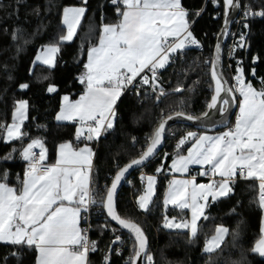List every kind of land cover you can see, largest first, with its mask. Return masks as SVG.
I'll list each match as a JSON object with an SVG mask.
<instances>
[{
	"label": "trees",
	"instance_id": "trees-1",
	"mask_svg": "<svg viewBox=\"0 0 264 264\" xmlns=\"http://www.w3.org/2000/svg\"><path fill=\"white\" fill-rule=\"evenodd\" d=\"M242 10L264 11V0H241ZM187 10L192 37L200 48L185 47L175 52V61L160 68L158 79L171 92L155 101L141 92H125L114 111L113 127L98 141L92 167L91 186L96 206L104 209L108 187L120 167L140 156L160 122L176 112L202 115L213 93L211 62L216 38L224 16L223 0H181ZM84 5L85 14L70 41L65 35L63 11L66 6ZM122 4L112 0H0V125L7 126L20 100L27 101V119L22 123L18 139L5 140L0 128V179L19 190L24 180L25 164L22 151L33 141H39L47 153V162L56 159L60 143L74 141L79 123L58 121L56 115L63 96L77 99L86 89L81 77L91 48L98 44L104 25L116 24ZM201 10V13L198 11ZM243 37V39H242ZM242 42L243 47L237 48ZM48 44L58 47L55 64L35 63L37 52ZM233 44L232 46H230ZM237 48V49H236ZM206 60H208L206 62ZM243 69L246 82L256 89L264 88V16L248 15L234 23L224 48L225 76L235 89L237 67ZM27 85V87H22ZM55 90L49 92V87ZM239 100V99H238ZM233 117L231 124L234 122ZM192 127L182 124L167 130L164 149L144 169L158 173L155 195L147 209L141 210L137 198L142 185L126 183L117 200L118 212L124 219L136 221L149 239L146 262L154 264H264V257L253 251L263 236V207L259 203V181L236 179L227 196L210 198L200 220L195 237L189 229L164 226L166 219L188 223V209L165 204L170 162L184 152L192 140L178 146L179 140ZM201 131L196 130V133ZM135 170L132 174H136ZM131 174V175H132ZM102 189V191H100ZM95 221L92 238L97 249L90 254L88 264H120L113 251V236L107 226H113L106 214ZM219 226L228 232L218 248L205 251L207 240ZM132 253L136 243L131 238ZM151 259H148V258ZM37 249L27 245L0 242V264H35Z\"/></svg>",
	"mask_w": 264,
	"mask_h": 264
},
{
	"label": "snow or ice",
	"instance_id": "snow-or-ice-1",
	"mask_svg": "<svg viewBox=\"0 0 264 264\" xmlns=\"http://www.w3.org/2000/svg\"><path fill=\"white\" fill-rule=\"evenodd\" d=\"M112 3L122 4L124 10L118 9L121 17L118 24L104 25L99 46L91 48L88 53V63L85 65L87 71L80 78L81 83H86V92L75 102H68L69 97L65 96V106L57 116L58 120L78 118L81 124L92 121L94 126L88 127V140L93 139V133L98 137L101 129L113 127L108 114L113 113V105L121 95V90L132 85L144 69L148 68L155 79L156 70L165 66L171 53L183 48L185 40L196 43L191 38L192 33L188 31V13L182 7L181 0H112ZM224 3L226 6H236L234 0H224ZM84 12L82 7L64 9V23L68 31L59 38L61 41L73 38ZM249 14L264 16V11L254 13L249 9L246 15ZM58 50V47L51 46L47 52L54 53ZM44 62L51 63V59L45 57ZM211 66L216 95L212 97L210 107L217 103L221 90L239 91L243 99L234 129L215 137L188 133V137H193L194 142L188 148L186 156H179L173 161L172 167L176 171L187 172L190 164L208 165L209 172H201V175L218 174L225 178L216 184L215 192L212 183L196 185L193 180L171 182L165 204L191 208L192 217L190 224L169 221L165 227L188 228L193 237L198 231L197 218L203 214L202 206L197 203L198 196L206 200L208 195H227L231 191L228 180L236 175L238 167L242 176L246 175V178H255L260 182L259 203L264 207V88L257 90L250 82L246 83L242 68L237 69L236 89L227 88L223 76L218 75L216 63L211 62ZM141 81L147 84L149 77L145 75L141 77ZM261 83L264 84V80ZM22 87L26 88L27 85ZM54 90V87L48 88L49 92ZM223 103L228 104V100H223ZM18 104L13 124L0 125V128L5 129L8 139L20 137L17 121L22 123L27 101H19ZM188 119L192 117L189 116ZM106 120H109L107 124ZM163 131L164 124L161 123L140 159L133 160L118 172L106 195L109 215L135 233L138 250L134 258L145 252L146 238L137 224L115 214L113 193L128 168L143 163L153 154L161 142ZM80 135L81 131L78 129L77 138ZM184 143L185 140L180 141L181 145ZM36 146L42 149L38 156L31 151ZM22 155L25 160L31 161L22 187L17 190L8 186L6 173L0 179V241L35 247L39 253L37 264H86L89 247L78 224L81 206L86 210V197H89V176L84 166L87 165L90 171L91 149L85 147L75 150L70 143L61 144L56 162L43 165L42 162L46 159L43 145L39 141H33L23 150ZM153 181L154 177H148V189L140 197L142 208L146 209L150 202ZM189 185L192 186L191 193L188 192ZM88 202L96 201L89 197ZM227 232L225 228H217L216 235L208 241L205 251L210 253L218 248ZM253 251L264 256V236Z\"/></svg>",
	"mask_w": 264,
	"mask_h": 264
},
{
	"label": "water",
	"instance_id": "water-1",
	"mask_svg": "<svg viewBox=\"0 0 264 264\" xmlns=\"http://www.w3.org/2000/svg\"><path fill=\"white\" fill-rule=\"evenodd\" d=\"M234 2L236 4V6L231 7V6H226L224 3V0H223V3H224L223 22H222L221 29L218 33V36L216 38V42H215V46H214V50H213V56H212V62H215L217 67H218V75L223 76V79L227 82L226 83L227 88H232V86L225 76L224 48H225V45L227 44L229 36L231 34L232 26H233L234 22L236 21V19L240 16V13L242 10L241 0H234ZM217 46H219V53H217ZM212 70L213 69L211 66V72L210 73H211V78L213 81V93H212V96H211V99L209 101V104H208L206 111L202 115H199V116L187 114L185 112H176V113H173V114L165 117L157 127V128H159L161 123L164 124V131L162 133L161 142L159 145H157L153 154L150 157H148L147 159H145L143 163H141L139 165H133L132 167L128 168L127 171L125 172L124 176L121 177V180L117 183V187L113 193V210H114L115 214L118 215L121 219H124V218L121 217L119 212H118L117 200H118V197H119V194H120L122 187L125 185L126 181L128 180V178L131 176V174L135 170H137L141 167H144L146 164H148L151 160H153L164 149V147L166 145L167 130L171 126L176 125V124H182L185 126H190L193 129L198 130V131H211V132L218 131V130H221V129H224V128H227L230 126L233 117L236 115L238 105H239L237 94H236V91L227 92V91L221 90L219 96L217 97V103L215 104V106L210 107V105L212 104V97L214 95H216V93H215V80L213 79V76H212ZM223 100H228V104H224ZM177 113H181L182 115H177ZM189 116L192 117V119H188ZM169 117H171V119H169ZM156 129H155V131H156ZM155 131H154V133H155ZM154 133H153V135H154ZM153 135H152V137H153ZM150 143H151V139H150L147 147L150 145ZM147 147L145 148V150L143 152L146 151ZM140 157H141V155L138 156L137 158L133 159V160L140 159ZM132 161H130V162L126 163L125 165H123L122 167H120L118 169V171L116 172L115 176L118 174V172L120 170L126 168L129 164H131ZM115 176H114V178H115ZM114 178L111 181L110 186L108 187V190L111 189V185L115 182ZM108 190H107V192H108ZM106 195H107V193H106ZM104 210H105L107 218L110 220V222L112 224L119 227L121 230H123L125 233H127L128 235H130L133 238V240L136 243V251H137L138 250V242L136 241L135 233L132 230L122 226L117 220L113 219L112 216L109 215L108 209L106 206V197L104 200ZM124 220L137 224L140 227V229L143 231L144 237L146 238V249H145V252L140 253L138 258H133V264H145L146 256H147L148 248H149V239H148L146 233L144 232L143 228L140 226L139 223H137L136 221L128 220V219H124ZM134 256H135V254H134Z\"/></svg>",
	"mask_w": 264,
	"mask_h": 264
},
{
	"label": "built area",
	"instance_id": "built-area-1",
	"mask_svg": "<svg viewBox=\"0 0 264 264\" xmlns=\"http://www.w3.org/2000/svg\"><path fill=\"white\" fill-rule=\"evenodd\" d=\"M261 12L260 9L256 10V13ZM198 13H201V10L198 11ZM247 11L246 10H241L240 16L236 19V21L234 23H237L238 21L244 20L246 18H248V15H246ZM258 17H261V15H257ZM192 24L189 25L188 27V31H190ZM181 39L183 38L182 36L180 37ZM193 38V37H191ZM189 38V39H191ZM171 39V38H170ZM195 39V38H194ZM196 43H189L188 40L186 41V47L189 48H200L201 47V43L200 41H198L197 39H195ZM233 44H231L230 46H232ZM175 52L171 53L169 55V59L168 61H175L176 57H175ZM208 60H206L207 62ZM159 70L160 68H158L156 70V74H155V79H153L152 77V73L149 71L148 68L144 69L143 72L140 73L139 76L136 77V79L133 81L132 85H129L127 87L124 88V93L125 92H130V93H134V92H141L144 93L145 95H147L149 98L155 100V101H160L162 100L164 97H166L167 95H169V93L176 92L179 90H182V87H179L177 89L174 90H170L168 88H166L163 83L158 79L159 77ZM144 74H149L150 78L149 79V83L144 84L141 81V77H143ZM111 118V114L109 115V120ZM109 120L105 121V124H107L109 122ZM84 127L86 128V132L85 134H83L79 139L76 137V141L78 143L80 142H92L93 147H94V151L97 147L98 141L100 140V138L103 136V134L107 131V129L109 128H103L100 132V135L98 137H96L95 133H93V139L88 140L86 137L89 134L88 133V127L90 125H93L92 121H88L85 124H83ZM94 126V125H93ZM33 153L38 154L42 151L41 147H34L31 150ZM31 163V161L27 160L26 164H25V172L24 174H26L29 171V164ZM43 165H51L50 163L43 161L42 162ZM206 172H209V170H207ZM150 173H148L144 167H141L138 169L136 174H132L130 176V178L132 177L133 182H138L141 185L144 183L145 178L149 175ZM207 178L210 179H214L215 181H217L219 178H214L212 177L211 174H207L206 175ZM236 179H243V180H249V178H246L245 176H242L240 173V169L238 170ZM92 180V179H91ZM126 183L129 184V179L126 181ZM125 183V184H126ZM89 197L92 199H95L96 201V195L92 189L91 186V181H90V186H89ZM100 191H102V189H100ZM89 197H86V210H84V206H83V212H82V216H81V222L79 225V229L81 230V234L86 236L87 238V243H88V247H89V251L87 254V259L89 260L90 258V254L93 253L94 251H96L97 249V243L93 240L92 238V232L95 229V221L97 219L103 220L104 219V215L105 210L103 208H100L98 206H96V202L95 203H91L88 202L89 201ZM107 229L110 231V233L113 236V242H112V247H113V251L114 254L118 257H120V264H133V258H134V254L132 253V248H131V236L128 235L127 233H125L123 230H121L119 227L113 225V226H107ZM117 237H119V239H117ZM93 244L95 245V250H93ZM78 247V246H75ZM132 258V259H130ZM111 257L108 256L105 261L104 264H110L111 263ZM147 264H154V262L152 260L148 261Z\"/></svg>",
	"mask_w": 264,
	"mask_h": 264
},
{
	"label": "crops",
	"instance_id": "crops-1",
	"mask_svg": "<svg viewBox=\"0 0 264 264\" xmlns=\"http://www.w3.org/2000/svg\"><path fill=\"white\" fill-rule=\"evenodd\" d=\"M84 8L85 9V11H86V7L84 6V5H70V6H66L65 8ZM185 9V8H184ZM123 10H124V8H123ZM122 10V11H123ZM186 10V9H185ZM187 11V10H186ZM84 14H85V12L83 13V15H82V17L80 18V22H79V24H78V26H76V28H75V33H74V35H73V37L75 36V34H76V32H77V30H78V28H79V26H80V24H81V21H82V19H83V16H84ZM120 19H121V17H120ZM120 19H119V21L116 23V24H118L119 22H120ZM187 20H188V17H187ZM63 23H64V11H63ZM64 25H65V28H66V31H65V35L67 34V31H68V28H67V25L64 23ZM109 25V24H108ZM104 27V26H103ZM188 27H189V21H188ZM103 30V29H102ZM102 34H103V32H102ZM102 36V35H101ZM101 38V37H100ZM73 39V38H72ZM71 39V40H72ZM68 41H70V40H68ZM100 41V40H99ZM51 46H56L57 47V45L56 44H48V45H45L44 47H42L38 52H37V54H36V56H35V63H39V64H44V65H47V66H53L54 64H55V59H56V55H57V51L56 52H54V53H48L47 52V49H49ZM99 46V42H98V44L97 45H95L94 47H98ZM186 47V43H184V46H183V48H185ZM182 48V49H183ZM182 49H178L177 51H179V50H182ZM37 57H40V59H37ZM45 57H49L50 59H51V63H45L44 62V60H45ZM87 63H88V59H87ZM86 63V64H87ZM168 63V61L165 63V66H166V64ZM238 69V68H237ZM86 71H87V69H86ZM86 73V72H85ZM85 73H84V75H85ZM83 75V76H84ZM145 75H147L148 77H149V79H151L150 78V75L149 74H144L143 76H145ZM238 75V72H236V75L235 76H237ZM234 76V77H235ZM244 77V76H243ZM246 82V81H245ZM247 83V82H246ZM237 84V82L235 81V84H234V86ZM85 85H86V83H85ZM253 86V85H252ZM87 87V86H86ZM254 87V86H253ZM255 88V87H254ZM256 89V88H255ZM258 90V89H257ZM85 92H86V89H85ZM85 92L82 94V95H84L85 94ZM237 93V92H236ZM124 94V88L121 90V95L119 96V98L117 99V101H116V103L113 105V112H114V110H115V107H116V105H117V103H118V101L120 100V98H121V96ZM81 95V96H82ZM240 94L238 93L237 94V96H238V99H239V105H238V112H239V107H240V104H241V101H242V96L240 95ZM65 96H67V95H65ZM65 96H63V98L65 97ZM81 96H79L77 99H71V98H69V101L68 102H75V101H78L79 99H80V97ZM68 97V96H67ZM19 102V101H18ZM65 101H64V99H63V103H62V105H61V108H60V110L58 111V113H57V115H56V118H57V116L60 114V112H61V110H62V108L65 106ZM17 108L18 107H16L15 108V110H14V112H13V116L16 114V110H17ZM110 114H108V116H109ZM27 119V107H26V109H25V117H24V119H23V121H22V123L25 121ZM58 120V119H57ZM58 121H62V122H68V121H76V122H78L79 123V130L81 131V133H85L87 130H86V128L84 127V125L83 124H81L80 122H79V119L77 118L76 120H58ZM110 121H112V117L110 118ZM236 122H237V118H236V115H235V120H234V122L232 123V124H230V126L229 127H227V128H224V129H221V130H218V131H213V132H211V131H201L200 133H196L195 131H188L186 134H185V136L184 137H182L180 140H179V142H178V146H181V144H180V141L181 140H185V142L186 141H188V140H192L191 142H190V144H189V146H188V148H190L191 147V145H192V143L194 142V138L193 137H188V133H196L197 134V136H213V137H215V136H219V135H221V134H223V133H225V132H227V131H229L230 129H234L235 128V125H236ZM102 130V129H101ZM83 133V134H84ZM82 134V135H83ZM77 135V134H76ZM81 136V135H80ZM75 139H76V137H75ZM71 144V146H72V148L73 149H75V150H79V149H81V148H85V147H87V148H89L90 149V147L89 146H86V143H90V142H80V143H78L76 140H74V141H66V142H63V143H60L59 145H58V149H57V152H58V154H59V146L61 145V144ZM28 146V145H27ZM36 147H39V146H36ZM27 148V147H26ZM188 148L184 151V152H182V153H179L178 155H176L174 158H173V160L170 162V168H169V170H168V176H169V181H168V187H167V190H166V193H165V200L168 198V196H169V191H170V187H171V182L172 181H175V180H193L194 181V183L196 184V185H201V184H203V185H207V184H209V183H212V185H213V191L215 192V191H217V188H216V184L219 182V181H221L222 179H225V178H222V177H220L218 174H211L212 175V177H214V178H219L217 181H215L214 179H210V178H207L206 177V175H201L200 173L201 172H206L207 170H209L210 169V166H208V165H200V164H190L189 166H188V170H187V172H180V171H176L173 167H172V165H173V161L174 160H177L178 158H179V156H186L187 155V150H188ZM24 150V149H23ZM91 152H92V156H91V167H90V171H88V166L87 165H85L84 166V170H85V172H86V174H88V176H89V181H91V176H92V167H93V163H94V156H95V151H94V147H93V144H92V150H91ZM22 153H23V151H22ZM58 154H57V156H56V159L54 160V161H52V162H48V163H50V164H54L55 162H56V160L58 159ZM25 161H27V160H25ZM44 161H46L47 162V159H45ZM160 169V168H159ZM238 170H239V167L237 168V170H236V175L235 176H233V177H231L229 180H228V186L231 188V183H232V181H234V180H236V176H237V173H238ZM160 171H157V173H150L146 178H145V181H144V183H143V185H142V191H141V193H140V195L138 196V198H137V204H138V206H139V208L141 209V210H145V208H142V207H140V197L141 196H143V195H145V193H146V191H147V189H148V177H154V181H153V186H152V192H151V194H150V202L148 203V205H147V208H148V206L150 205V203H151V201H152V199H153V197H154V195H155V192H156V185H157V179H158V173H159ZM25 175V174H24ZM26 179V175L24 176V180ZM23 180V181H24ZM249 180H257V179H255V178H249ZM258 181V180H257ZM8 186H10V187H12V188H14V186H12V185H9L8 184ZM15 189V188H14ZM191 191H192V186L191 185H189L188 186V192L189 193H191ZM230 192H228L227 193V195L229 194ZM227 195H224V196H227ZM218 197H223V196H220V195H216L215 197L213 196V195H208L207 196V199L205 200V199H202V198H200L199 196H198V198H197V203L199 204V205H201L202 206V213H204V210H205V208H206V204H207V202L209 201V199L210 198H218ZM65 203H67V202H65ZM168 205H172V206H176V207H179L178 205H174V204H172V203H168ZM68 206H74V205H68ZM146 208V209H147ZM179 208H181V207H179ZM184 209H188V213H189V218H188V224H190L191 223V217H192V212H191V208H184ZM82 212H83V206H81V212H80V216H79V224H78V227H79V225H80V222H81V216H82ZM203 215V214H202ZM202 215H200V216H198V218H197V224H198V221L200 220V218L202 217ZM167 220H169V218L168 219H166V221L164 222V226H165V224L167 223ZM171 221V220H170ZM169 222V221H168ZM171 222H173V223H183L182 221H179V220H172ZM220 227H222V226H219L218 228H220ZM169 228V227H168ZM172 229H177V228H175V227H171ZM261 228H264V207H263V216H262V227ZM180 229H184V228H180ZM227 229V228H226ZM189 232H190V230H189ZM264 234V233H263ZM214 236V235H213ZM226 236V235H225ZM225 236H224V238H225ZM211 238H212V236L207 240V242H206V244L208 243V241L209 240H211ZM224 240V239H223ZM1 243H9V242H7V241H0ZM257 244V243H256ZM256 246V245H255ZM205 247H206V245H205ZM38 256H39V253H38V250H37V259H36V263L35 264H37V260H38ZM262 256V255H261ZM264 257V256H263ZM88 262H89V260L87 259V262H86V264H88Z\"/></svg>",
	"mask_w": 264,
	"mask_h": 264
},
{
	"label": "rangeland",
	"instance_id": "rangeland-1",
	"mask_svg": "<svg viewBox=\"0 0 264 264\" xmlns=\"http://www.w3.org/2000/svg\"><path fill=\"white\" fill-rule=\"evenodd\" d=\"M186 41L187 40H185V43H186ZM240 44H242V42L240 41V43L238 44V45H240ZM237 48H240V47H237ZM236 48V49H237ZM237 68H240L239 66L237 67ZM236 77V76H235ZM235 77H234V79H235ZM235 81H236V79H235ZM235 87V89H236V87H237V84L234 86ZM55 89V88H54ZM237 92V94L239 93V91H236ZM240 94V93H239ZM240 96V95H239ZM20 101H24V100H20ZM19 106V104L17 103V105H16V107H18ZM15 107V108H16ZM15 110V109H14ZM115 111V110H114ZM14 112V111H13ZM16 115V114H15ZM15 115L13 116V114H12V119H11V121H10V123L8 124V125H12L13 124V120H14V117H15ZM113 116H114V112L111 114V117H112V123L114 122V118H113ZM238 116H239V112H238V109H237V112H236V118H238ZM17 123L19 124V127H20V134H21V128H22V123H20V121H17ZM7 125V126H8ZM191 131H195L196 132V130L195 129H193L192 128V130ZM84 133V132H83ZM83 133H81V136H82V134ZM85 134V133H84ZM81 136H79V138L81 137ZM76 137H77V135H76ZM78 138V139H79ZM5 140H7V141H11V140H14V139H8L7 138V135H6V131H5ZM86 146H89L90 147V149L92 150V142H90V143H86ZM44 152H45V156H46V159H47V153H46V151L44 150ZM57 154H58V152H57ZM89 186H90V181H89V184H88V189H89ZM172 221V220H174V219H169V220H167V222L168 221ZM175 221V220H174ZM222 228H225L226 229V227H224V226H222ZM216 235V234H215ZM263 236H264V234H263ZM213 237V236H212ZM262 238V237H261ZM260 238V239H261ZM263 257V256H262Z\"/></svg>",
	"mask_w": 264,
	"mask_h": 264
},
{
	"label": "bare ground",
	"instance_id": "bare-ground-1",
	"mask_svg": "<svg viewBox=\"0 0 264 264\" xmlns=\"http://www.w3.org/2000/svg\"><path fill=\"white\" fill-rule=\"evenodd\" d=\"M237 94V93H236ZM237 98H238V96H237ZM239 101V100H238Z\"/></svg>",
	"mask_w": 264,
	"mask_h": 264
}]
</instances>
